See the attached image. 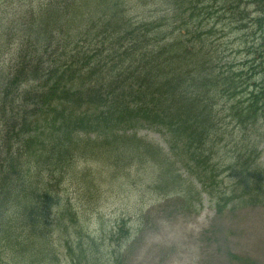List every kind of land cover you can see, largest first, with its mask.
<instances>
[{
	"label": "trees",
	"instance_id": "trees-1",
	"mask_svg": "<svg viewBox=\"0 0 264 264\" xmlns=\"http://www.w3.org/2000/svg\"><path fill=\"white\" fill-rule=\"evenodd\" d=\"M6 14L0 264H61L53 209L63 185L101 158L113 174L151 163L155 189L164 198L184 192L189 210L202 202L193 181L217 213L264 206L255 133L264 117V0H49L21 18L20 38ZM250 27L263 44H253L246 66L224 38ZM144 129L161 134L168 151L139 137ZM80 175L93 192L91 173ZM81 246L71 264H109Z\"/></svg>",
	"mask_w": 264,
	"mask_h": 264
},
{
	"label": "rangeland",
	"instance_id": "rangeland-1",
	"mask_svg": "<svg viewBox=\"0 0 264 264\" xmlns=\"http://www.w3.org/2000/svg\"><path fill=\"white\" fill-rule=\"evenodd\" d=\"M48 1L0 0V15L2 11L8 12L7 28L12 27V33L20 38L24 23L21 18ZM136 10L134 7L131 10L135 11L134 19L139 16ZM226 35L224 41L232 45L235 58L251 66L254 58L250 48L253 44L262 46L263 39L254 35L251 28ZM256 79L253 80L260 84L261 79ZM252 90L250 87L248 91ZM256 130L261 142L260 164L264 167V117ZM139 137L168 151L159 133L144 129ZM221 156L223 162H229L233 155L223 151ZM106 161V158L95 160L96 163L85 168L87 171L80 170L75 179L62 187L60 205L57 203L53 209L51 220L56 218L55 240L63 264L80 256L81 242L99 250L101 260H108L109 264H264V206L239 207L234 203L216 213L202 196L204 202L189 210L184 192L164 198L155 189L153 181L159 174L151 163H133L113 174L105 167ZM88 172L96 181L93 192H86L88 181L79 176ZM179 173L187 178L182 168ZM196 188L202 191L200 186ZM193 196L196 198L194 192ZM71 211L73 220L69 216Z\"/></svg>",
	"mask_w": 264,
	"mask_h": 264
}]
</instances>
